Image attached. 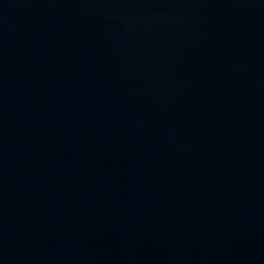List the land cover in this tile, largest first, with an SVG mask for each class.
Here are the masks:
<instances>
[{
    "label": "water",
    "instance_id": "water-1",
    "mask_svg": "<svg viewBox=\"0 0 264 264\" xmlns=\"http://www.w3.org/2000/svg\"><path fill=\"white\" fill-rule=\"evenodd\" d=\"M0 264H264V0H0Z\"/></svg>",
    "mask_w": 264,
    "mask_h": 264
}]
</instances>
